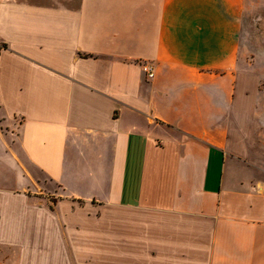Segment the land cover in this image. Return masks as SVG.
Instances as JSON below:
<instances>
[{"label": "crops", "instance_id": "obj_1", "mask_svg": "<svg viewBox=\"0 0 264 264\" xmlns=\"http://www.w3.org/2000/svg\"><path fill=\"white\" fill-rule=\"evenodd\" d=\"M246 6L0 0V264H264Z\"/></svg>", "mask_w": 264, "mask_h": 264}, {"label": "rangeland", "instance_id": "obj_2", "mask_svg": "<svg viewBox=\"0 0 264 264\" xmlns=\"http://www.w3.org/2000/svg\"><path fill=\"white\" fill-rule=\"evenodd\" d=\"M242 29L240 32L239 55L240 64L249 71V75L257 78L258 93L253 97L256 111L259 116L264 118V0H247V6L244 9L242 17ZM252 79L249 80V85ZM51 204L56 199L50 198ZM82 206V205H81ZM112 211V208L104 211ZM93 211L102 218L100 208ZM103 211V212H104Z\"/></svg>", "mask_w": 264, "mask_h": 264}, {"label": "built area", "instance_id": "obj_3", "mask_svg": "<svg viewBox=\"0 0 264 264\" xmlns=\"http://www.w3.org/2000/svg\"><path fill=\"white\" fill-rule=\"evenodd\" d=\"M142 70L146 73V76L149 79L153 77L154 71L150 65L142 64Z\"/></svg>", "mask_w": 264, "mask_h": 264}, {"label": "trees", "instance_id": "obj_4", "mask_svg": "<svg viewBox=\"0 0 264 264\" xmlns=\"http://www.w3.org/2000/svg\"><path fill=\"white\" fill-rule=\"evenodd\" d=\"M4 47V46H3ZM51 207V206H50Z\"/></svg>", "mask_w": 264, "mask_h": 264}]
</instances>
